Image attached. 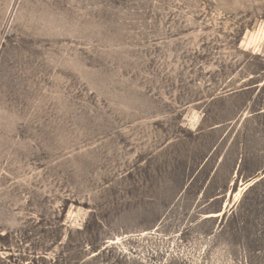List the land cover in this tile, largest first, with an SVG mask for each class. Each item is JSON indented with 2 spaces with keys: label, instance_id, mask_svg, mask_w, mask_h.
I'll use <instances>...</instances> for the list:
<instances>
[{
  "label": "rangeland",
  "instance_id": "obj_1",
  "mask_svg": "<svg viewBox=\"0 0 264 264\" xmlns=\"http://www.w3.org/2000/svg\"><path fill=\"white\" fill-rule=\"evenodd\" d=\"M0 264H264V0H0Z\"/></svg>",
  "mask_w": 264,
  "mask_h": 264
}]
</instances>
